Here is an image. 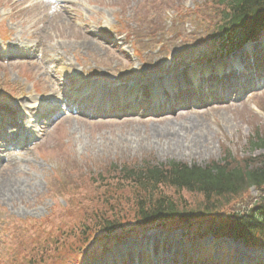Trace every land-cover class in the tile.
Instances as JSON below:
<instances>
[{"label": "rangeland", "instance_id": "rangeland-1", "mask_svg": "<svg viewBox=\"0 0 264 264\" xmlns=\"http://www.w3.org/2000/svg\"><path fill=\"white\" fill-rule=\"evenodd\" d=\"M222 8L212 0H0V48L3 43L5 54L14 53L10 41L18 50L24 45L29 50L19 51L27 60L0 61V102L12 99L26 114L46 95L56 97L69 83L76 84V74L88 86L98 79L141 86L158 78L153 72L170 71L175 60L195 50L199 54L192 56L212 58L218 43L210 36ZM126 78L130 80H119ZM10 107L17 111L13 104ZM181 113L156 119L142 113L105 124L65 118L40 143L20 152L10 150L9 163L0 164V193L1 184L9 180L23 183V195L11 203L0 194V264L74 261L79 257L65 253L82 244L84 236L77 237L80 228L92 227L89 242L98 238L102 245L106 240L97 224L102 218L120 224L110 234V242L122 241L112 246L114 257L118 250L141 248L147 242L145 249L170 250L177 247L173 242L181 244L182 234L191 237L199 229L205 233L215 217L138 226L136 190L114 171L120 165L135 169L145 163L204 167L220 162L226 153L236 163L264 155V149L250 144L258 136L264 139V91ZM192 119L198 127L189 124ZM192 140L197 145L189 152L185 148ZM161 196L170 198L178 211L201 214L199 195L161 187L155 197ZM255 196L249 190L220 208L217 216L229 217L231 210L248 206ZM132 232L141 235L124 239ZM206 244L215 261L224 251L226 263L229 250L230 264L233 259L254 264L262 257L260 251L248 252L241 244L208 237L198 242L194 254Z\"/></svg>", "mask_w": 264, "mask_h": 264}, {"label": "trees", "instance_id": "trees-1", "mask_svg": "<svg viewBox=\"0 0 264 264\" xmlns=\"http://www.w3.org/2000/svg\"><path fill=\"white\" fill-rule=\"evenodd\" d=\"M213 1L215 5L223 7L211 36L213 42L218 43L214 57L229 54L235 48L264 36V0ZM250 144L254 148L264 149V139L259 136L255 143ZM117 173L124 183L136 190L134 218L138 226L172 219L186 223L192 218H205L229 206L250 188H255L258 197L250 209L240 208L226 224L218 225L211 231L240 240L246 246L264 248V155L236 163L226 153L220 162H211L204 167L176 162L157 166L145 163L135 169L124 165ZM161 187L199 195L202 204L198 211L201 214L193 211L186 214L178 211L170 198L155 197ZM103 221L108 232L111 225L118 224L115 220Z\"/></svg>", "mask_w": 264, "mask_h": 264}, {"label": "bare ground", "instance_id": "bare-ground-1", "mask_svg": "<svg viewBox=\"0 0 264 264\" xmlns=\"http://www.w3.org/2000/svg\"><path fill=\"white\" fill-rule=\"evenodd\" d=\"M189 124L194 125L195 127H198L197 120H194V119L189 120ZM179 127L182 128L183 125L182 126L180 125ZM184 130H186V129H184ZM190 144L191 145L186 146V148H185L189 152L196 149V145H197L194 143V140H192V142ZM183 148H184V146H183ZM22 188H23L22 182H19V181L11 182V181L7 180V181H5V183L3 182L1 184V193L0 194L6 201L12 203L15 198H20L21 195H23Z\"/></svg>", "mask_w": 264, "mask_h": 264}]
</instances>
